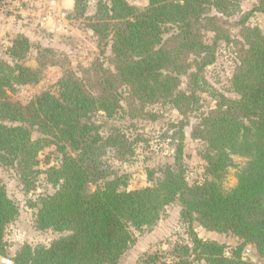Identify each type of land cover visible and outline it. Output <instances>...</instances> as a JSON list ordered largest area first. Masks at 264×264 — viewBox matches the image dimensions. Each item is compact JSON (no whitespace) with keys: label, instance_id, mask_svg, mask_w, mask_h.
I'll list each match as a JSON object with an SVG mask.
<instances>
[{"label":"trees","instance_id":"1","mask_svg":"<svg viewBox=\"0 0 264 264\" xmlns=\"http://www.w3.org/2000/svg\"><path fill=\"white\" fill-rule=\"evenodd\" d=\"M69 17H83L88 0H73ZM144 9L127 0H99L88 17L89 28L101 47L111 43L105 67L97 59L79 75L54 49L39 46L37 67L26 65L33 47L23 34L9 51L12 61L0 55V164L14 168L27 190L45 173L55 187L33 203L38 230L63 233L49 245H23L13 264H118L135 243L134 229L151 228L166 206L179 201L183 215L204 228L237 236L241 243L231 255L225 245L201 239L191 232V244L176 243L165 264H264V33L248 25L252 12L240 22L234 41L237 65L231 78L236 97L216 95L215 106L202 113L193 137L205 143L207 177L189 184L181 164L180 147L174 164L160 170L153 185L128 190L125 180L114 175L104 156L109 148L121 155L130 149L119 132L101 134L94 119L98 113L113 117L127 93L141 104H172L183 116L199 108V93L207 81L205 71L216 61L219 41L231 38L222 15L238 8L232 0H148ZM264 12V0L254 11ZM214 32L213 40L206 32ZM64 73L50 87L23 104L10 93L20 86L35 85L48 66ZM188 76V90H182ZM185 122L182 121V129ZM39 135L34 137V134ZM53 146L58 162L40 169L39 156ZM246 158L237 171L238 182L225 190L223 180L233 156ZM16 202L0 180V256L7 253V226L18 215ZM255 245L259 262L244 259L246 244ZM151 253L137 264H158Z\"/></svg>","mask_w":264,"mask_h":264},{"label":"rangeland","instance_id":"2","mask_svg":"<svg viewBox=\"0 0 264 264\" xmlns=\"http://www.w3.org/2000/svg\"><path fill=\"white\" fill-rule=\"evenodd\" d=\"M99 0H88L87 10L83 17H69L74 11L73 0H0V55L2 58L12 61L9 51L17 36L23 34L29 38L33 47L27 57L26 65L37 67L36 57L38 47L54 49L58 54L66 56L68 67L83 75V70L90 68L99 59L105 67H111V43L106 47L98 44L97 38L89 28V18L97 9ZM131 5L144 9L148 6V0H127ZM238 4V8L230 16H225L213 10L224 21L231 38L219 41L216 61L208 66L205 71L207 84L199 93L200 106L187 116H183L172 105L167 103H153L143 105L138 100L129 99L127 93L121 102V109L109 117L105 113H98L95 120L101 125V134L108 136L112 131L119 132L126 141V147L130 149L125 155L109 148L104 159L110 166L114 175L121 176L128 190H134L153 185L151 171L157 172L156 178L162 174L160 170L168 164H174L180 147H183L181 164L185 169V178L189 184L203 182L207 177L203 154L206 150L202 140L193 137V129L199 123L202 113L208 112L215 106L216 95L223 93L236 97L231 87V78L237 65L236 47L234 41L240 37V21L252 12L248 25L258 26L264 33V12L254 11L260 0H232ZM33 3L34 5L32 6ZM53 6L66 13L65 21L56 28V22H50L49 30L42 24L41 14L45 7ZM56 25V24H55ZM214 32H206V39L212 41ZM64 68L61 66H48L44 71L43 79L35 85L20 86L16 92L10 93L14 100L23 104L28 103L37 93L47 88H54L55 83L61 78ZM182 90H188V76H184ZM182 121L185 126L182 129ZM39 135L34 134V137ZM40 169L44 171L48 167V159L51 164L58 162V153L55 147L50 146L41 152ZM246 158L233 156V165L228 169L223 180L225 190H231L238 182L237 171L246 162ZM0 180L5 184L8 195L18 207V215L7 226L5 241L7 253L4 256L13 260L15 254L25 244L36 246L49 245L63 233L36 228L35 214L37 209L32 203L46 193H53L55 187L50 184L45 173H41L31 190H27L20 181L14 168L0 164ZM195 231L203 240L217 241L225 245V252L231 255L241 240L233 234H223L204 228L197 220L191 221L183 215L182 204L174 201L163 210L160 219L151 228L144 227L134 229L136 241L121 257L118 264H137L144 255L158 253L161 256L158 264H165L173 259L169 255L172 246L176 243L191 244V232ZM251 247V254H245V248ZM169 252V253H168ZM242 256L244 259L260 261L256 247L252 243L245 245ZM0 264H3L0 259ZM13 264V263H12ZM194 264H207L205 260H196Z\"/></svg>","mask_w":264,"mask_h":264},{"label":"built area","instance_id":"3","mask_svg":"<svg viewBox=\"0 0 264 264\" xmlns=\"http://www.w3.org/2000/svg\"><path fill=\"white\" fill-rule=\"evenodd\" d=\"M32 6L34 5L33 3H31ZM41 16V21L42 24L45 25L49 30H54L53 28H56L57 25H59V27L61 26V24L65 21L66 19V13L64 11H60L58 10L56 7L53 6H47L45 7L43 13L40 15ZM56 22L54 25H52V27H50V22Z\"/></svg>","mask_w":264,"mask_h":264},{"label":"water","instance_id":"4","mask_svg":"<svg viewBox=\"0 0 264 264\" xmlns=\"http://www.w3.org/2000/svg\"><path fill=\"white\" fill-rule=\"evenodd\" d=\"M244 253H245V254H251V253H252V252H251V247H250V246H247V247L245 248ZM0 259H1V262H2L3 264H12V263H13V260L8 259V258H6V257H0Z\"/></svg>","mask_w":264,"mask_h":264}]
</instances>
